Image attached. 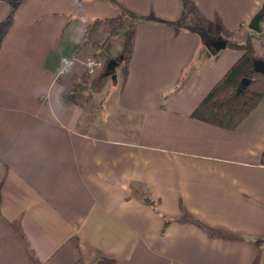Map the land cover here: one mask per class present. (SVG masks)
<instances>
[{"label": "crops", "instance_id": "crops-1", "mask_svg": "<svg viewBox=\"0 0 264 264\" xmlns=\"http://www.w3.org/2000/svg\"><path fill=\"white\" fill-rule=\"evenodd\" d=\"M118 1L166 22L136 23L108 124L60 91L97 51L72 58L88 25L103 19L100 44L118 6L0 0V264H264V97L235 129L192 117L242 55L214 41L256 35L264 59V0Z\"/></svg>", "mask_w": 264, "mask_h": 264}, {"label": "trees", "instance_id": "trees-1", "mask_svg": "<svg viewBox=\"0 0 264 264\" xmlns=\"http://www.w3.org/2000/svg\"><path fill=\"white\" fill-rule=\"evenodd\" d=\"M107 1L112 2L120 9V14L110 20L112 24L110 32L102 43L97 44L93 37L103 19L93 21L88 25L80 42L77 43L72 58L78 56L86 45L93 44L97 48L93 58L104 60L107 63L106 70L112 60H115L117 65L113 71L108 73L105 70L97 77H93L89 73H84L81 76L74 75L60 91V100L63 105L83 106L95 93L102 90L107 80L116 73L121 61L126 60L131 55L137 22H166L135 15L118 0ZM259 13L264 18V2ZM175 24L180 28L182 27L181 23ZM121 34L123 39L121 57L116 58L113 55L112 47L114 38ZM255 37L256 35H249L246 41L242 43L228 41V46L241 51L242 55L194 109L192 117L223 128L235 129L258 106L264 97V74L255 69L256 61L263 59L257 53ZM244 79H246V83H244ZM182 82L183 78L176 89L182 85Z\"/></svg>", "mask_w": 264, "mask_h": 264}, {"label": "rangeland", "instance_id": "rangeland-1", "mask_svg": "<svg viewBox=\"0 0 264 264\" xmlns=\"http://www.w3.org/2000/svg\"><path fill=\"white\" fill-rule=\"evenodd\" d=\"M102 43V42H101ZM117 51V50H116ZM119 52V51H118ZM98 60V61H101L103 63V66L99 69H96V70H99L101 72L105 71V68H106V65L107 63L102 60V59H99V58H94V60ZM100 72V73H101ZM89 73V72H87ZM97 71H95L93 74H91L93 77H97L98 75H96ZM90 74V73H89ZM114 88L116 89L117 88V81L114 80V78L110 77L106 84L104 85V87L102 88V90L98 93H95L93 95V97H91L90 99L87 100V102H85V104L83 105L84 107H86V111L89 112V116H93L94 115H98L100 116V114L102 115L103 119L101 122H107L108 124H113L112 120L113 119H117V117H119L118 113L115 111L116 109L115 108H111V107H108L106 104L108 103V100H107V95L108 93L111 91V90H114ZM110 97V96H109ZM96 103V105H95ZM95 105V106H93ZM97 106H98V109H97ZM92 107H93V110H92ZM104 107H107L106 109ZM101 108V109H100ZM97 109V110H96ZM93 111V113H92ZM109 112H111L110 114H108ZM97 113V114H96ZM96 117V116H95ZM101 120V119H100ZM117 121H114V123H116ZM122 123V122H121ZM116 124H120V123H116ZM127 124V123H125Z\"/></svg>", "mask_w": 264, "mask_h": 264}, {"label": "water", "instance_id": "water-1", "mask_svg": "<svg viewBox=\"0 0 264 264\" xmlns=\"http://www.w3.org/2000/svg\"><path fill=\"white\" fill-rule=\"evenodd\" d=\"M261 19H262V15L260 13L256 14L250 23V27L257 32H261L262 31L260 27ZM227 43L228 42L226 40L218 38L216 41L212 43V45L215 48V50L219 51L221 49L226 48ZM116 65H117V62L115 60L110 61L107 66V72L109 73L113 71ZM255 69L264 74V59H259L258 61H256ZM112 77L115 78V74ZM246 82H247L246 79H244V83Z\"/></svg>", "mask_w": 264, "mask_h": 264}, {"label": "built area", "instance_id": "built-area-1", "mask_svg": "<svg viewBox=\"0 0 264 264\" xmlns=\"http://www.w3.org/2000/svg\"><path fill=\"white\" fill-rule=\"evenodd\" d=\"M63 64L64 66L68 67L72 64V60L70 58H67V57H64L63 58ZM103 66V63L101 61H98V60H94V58H91L87 61L86 63V67L88 69V72L90 74H93L96 69H99Z\"/></svg>", "mask_w": 264, "mask_h": 264}]
</instances>
